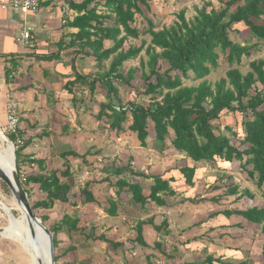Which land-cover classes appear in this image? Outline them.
I'll return each instance as SVG.
<instances>
[{"label": "trees", "instance_id": "1", "mask_svg": "<svg viewBox=\"0 0 264 264\" xmlns=\"http://www.w3.org/2000/svg\"><path fill=\"white\" fill-rule=\"evenodd\" d=\"M66 1L69 7L78 13L67 25L78 28V31L68 34V40L61 38L58 41L57 53H52L46 59H61L59 51L74 48L67 53L69 57L72 55L68 62L71 72L61 75L67 78L63 89L72 95L74 104L77 99L73 87L77 83L87 88V95L91 98H94L100 89L104 91V101L99 102L97 112L94 114L99 130L107 129L119 139L128 135L136 145L146 148L147 139L150 137L149 123H152L154 135L152 142L157 148L160 147L158 150L160 153L163 154L171 148L177 153H184L194 164L207 162L217 165L218 162L230 163L236 159L240 171L249 179L256 180L258 187L264 185V57L250 61L248 71L243 73L238 66L243 56L251 55L257 43L241 44L230 37V32H241L234 27L240 24L250 32L251 38L264 40V0H225V6L220 11L214 8L207 11L202 7L197 10L192 20H187L184 10H181L172 25L163 26L159 30L155 29L150 18L144 16L142 6L149 9L148 0H83L80 3ZM100 5L106 7L109 13L106 11L98 13ZM136 14L144 16L148 22L146 32L150 35V42L142 40L140 45L126 46L128 38L139 37ZM108 20H113V23L107 24ZM106 40L111 41L112 45L105 47ZM143 50L147 60L140 61V74L145 84L144 95L150 96L149 101L124 102L114 80L133 86L138 68L129 67L126 73H123L122 68L124 62L135 59ZM220 52L230 68L226 71L225 77L210 82L205 77L210 74L212 68L217 67ZM80 54L94 58L98 70L80 73L75 64L76 57ZM106 60L110 61L107 66L104 63ZM8 61L11 66H5L6 82L10 81V76L15 73L14 67L17 65L14 56ZM183 79L199 82L185 85ZM228 114L236 117L235 123L239 130L228 124L222 126L219 122L223 115ZM18 135L21 137L19 128ZM229 135L237 138L238 145L231 142ZM168 136H171V139L169 144L165 145ZM7 138L15 143L17 136L7 133ZM30 143L31 140L27 139L22 145L17 146L16 170L29 199L31 188L45 194L44 198L35 200L31 206L35 215L37 210L43 212L39 218L46 222L49 219L48 211L53 209L55 204H65L71 199V186L67 182H62L70 176L67 157L81 158L86 165L92 162L87 161V152L79 154L68 150L60 153L65 159L64 170L48 169L45 166V159L33 158L31 154L23 152ZM31 163H36L38 171L25 175L23 180L22 166ZM129 168L134 174L152 179L148 192L145 193L140 184L124 178L123 174ZM104 169L107 176L101 181L112 186L109 187L114 189L113 195L117 199L122 194H128L134 203L142 207L149 203L165 206L164 196L177 194L170 184L173 180L171 177L164 179L160 175L134 172L129 163L124 166L112 165ZM196 170V165L180 168L186 185H194ZM218 177L221 182L219 189L225 186L224 184L226 188L221 195L206 198L216 203L222 197L237 194L239 189L233 182L226 183L227 177L230 176L222 174ZM89 186L90 182H87L81 191L84 202L98 204ZM114 197H109L108 201L107 213L111 217L117 216V201ZM183 201L201 202L195 198H184ZM218 213L227 219L236 216L252 225H261L264 234V206L243 210L223 209ZM79 221V217L65 213L59 221L49 226L53 234L54 249L59 245L60 232L70 236L73 231H80ZM145 223L153 225V218L137 222L136 236L132 242L149 247L143 234ZM235 223L239 222L228 226L234 227ZM167 224L164 220L160 226L153 227L157 232L164 230V234L170 235ZM224 234L220 236H225ZM98 239L109 243L114 249L122 245L104 235H100ZM154 249L166 258L169 256L164 253L160 242L154 243ZM54 256L57 264L58 255ZM221 259L208 255L205 262L222 264Z\"/></svg>", "mask_w": 264, "mask_h": 264}, {"label": "rangeland", "instance_id": "2", "mask_svg": "<svg viewBox=\"0 0 264 264\" xmlns=\"http://www.w3.org/2000/svg\"><path fill=\"white\" fill-rule=\"evenodd\" d=\"M224 1L225 0H148L149 9H146V6H142V10L144 16L151 19L155 29L159 30L163 26L172 25L173 22L176 21L177 15L181 10H184L187 20H192L197 14V10L202 7H205L207 11L211 8L220 11L225 6ZM144 16L136 14V26L140 31L139 37L128 38L126 46L130 44L140 45L142 40L146 41V43L150 42V35L146 32L148 22ZM234 27L241 30V32H230V37L233 41L241 44L257 43L256 47L251 51V55L243 56L242 62L238 66L243 73H246L249 69L250 61L264 57V40L251 38L250 32L245 29L243 25L237 24L234 25ZM141 60H147L144 50L135 59L124 62L122 68L123 73H126L129 67L138 68V72L134 75L135 79L132 87L122 81L114 80V84L118 88L124 102L129 100L138 103L149 101L150 96L144 95L145 84L140 74ZM109 62V60H106L105 65L107 66ZM165 67L166 64L163 65V68ZM229 68L230 66L220 52L217 67L212 68L210 74L205 78L210 82H215L218 79L225 77V73ZM86 73L87 72L82 71V74ZM15 74L10 78V81L6 82V84L16 83L15 81L22 82L20 78L23 75L16 76V78ZM30 75V79L33 80L31 84L36 82L37 84L35 85V88L38 89L37 86L40 82L36 79L34 74ZM65 79L66 78L64 77L58 76L56 78L58 81L55 82L56 87L59 88ZM183 80L185 85L197 84L199 82V80L196 81L192 79ZM13 86L14 85H10L9 88H13ZM74 86H76L73 87L76 98L80 99L83 96H86V87L78 83ZM56 87L53 86L54 90ZM259 88H261V86ZM49 90L50 92L54 91H51V89ZM59 92L60 90L55 93L57 97L60 96ZM99 93L104 94V91L100 89ZM66 96L71 97V94L66 93ZM98 96L99 99L104 100L102 94ZM52 97L54 98V93L52 94ZM10 98L11 100L13 99V97ZM31 99L32 94L30 95L28 93L25 98L23 96V100L26 103ZM13 101L18 103L21 100L14 98ZM25 106L28 109H24L21 113L32 112V109H30L32 108V105L27 103ZM69 106L67 108H69ZM56 108L59 109V105H57ZM60 109L66 110V107L61 105ZM67 118L68 119H65L63 116L54 118L56 125H54V127L53 125L51 126V132L54 136L52 143L50 144V139L45 140L43 138L42 141L45 145L43 142H39L40 145L38 151L30 153L39 157L46 156L52 164L51 169L64 170V158L60 156L61 151L73 149L80 153L87 148L86 143L83 141V133L81 134L78 132L77 134L75 133L68 136V138L66 135H62V124H71L72 126H68V130H70L71 127L77 131L79 127L76 126L72 117L68 115ZM235 121L236 117L232 114L223 115L221 120H219L222 126L228 124L235 130H239ZM44 123L43 126H47L48 121H44ZM88 126L90 127L91 125ZM92 126L95 127L94 121ZM152 128V123H149L150 137L147 139L148 146L146 148L148 151L143 150V152H149L152 158L153 156L159 158L158 153L155 151H158L160 147L157 148L155 143L152 142V137L154 136ZM0 129L4 137H7L5 127H0ZM58 133H62V137H59ZM46 134L48 135V133ZM87 136L92 138V141L95 139L92 134ZM229 137L232 143L238 145L236 137L231 135H229ZM129 138L130 137L127 135V138L121 143V146L129 148L131 146H137L134 141H131ZM170 139L171 136L166 138L165 145L169 144ZM48 142L51 146L49 150L46 147L48 146ZM10 143L11 142L7 143L5 140H0V153H6L7 147L12 144ZM12 146L16 165L15 150L17 149V145L13 144ZM140 154L143 157L140 160H135L131 163L133 159H130L131 157L128 158L127 151L122 153L119 158L121 166L126 165V162H128L129 165H132L133 168L131 169L134 172H146V174H153V172L157 173V170H163V168L160 167H153L154 163H150V158L146 156V153L143 154L141 151ZM177 158L178 161L180 160L178 164L180 166L189 164L194 165V163L186 157L179 155ZM80 159L81 158L69 159L68 169L70 176L69 178L62 180L63 183L67 182L72 187L70 201L65 204L57 203L53 209L48 211L49 219L44 222L49 228L53 223L59 221L65 213L80 218L78 223L80 231H73L70 236L62 232L58 234L59 245L54 249V255H58L59 258L57 264H206L205 259L208 255H212L214 258L221 257L222 264H238L240 262H246V264H263L264 234L261 230V225H252L248 221H240V219H237L234 222L239 223L233 224L234 227H228L227 219L218 213L219 210L223 209L243 210L254 206H264V185L258 187L256 180L253 181L249 179L244 172L240 171L236 159L230 163L218 162L217 165L207 162L201 163L196 171L193 186L183 184V178L178 175L177 183L173 184V187H176L178 194L173 197L166 196V199H164L167 202L166 206L168 207L165 215L161 214V212H163L162 209L156 208V205L149 203L142 207L141 205L134 203L127 195H122L117 199L114 197L112 190L109 194H106L104 189L103 191L101 190L102 187L98 185L95 187L93 183H96L97 181L95 180L101 175L98 174L99 172L91 171ZM173 159L175 160L176 157H173ZM173 159H170V162L175 163ZM89 160L90 158H88L87 161ZM102 162L103 161H100V163ZM166 164L169 165L170 163ZM168 168L169 167H165V170ZM21 172L27 176L29 173L36 172V170L30 171L25 167L21 169ZM222 174L231 177V179L230 177H227V182L225 181L227 184L233 182L238 185V193L230 195L229 197H222L217 203L206 200V198H210L216 194L221 195L226 188V184H224L225 186L219 189L221 182H219L218 176ZM123 176L130 182L141 184L146 192L148 191L149 185L153 182L152 179H146L132 173L130 168L125 170ZM87 182H90L89 187L92 188V191L95 193V198L98 201V204L84 202V196L81 194V191ZM3 183L4 182L0 179V260L3 264H39L40 261L37 260L25 239L28 221L24 217L22 210L18 208V203L16 202L13 193L6 184L4 183V185ZM214 185H216V188H214ZM29 193L30 199H28L30 204H33L35 200L42 199L45 196L44 193L38 192V190L33 191V188L29 189ZM238 194L240 195L239 197ZM109 197H114L117 201V216L115 217H111L107 213L109 208ZM184 198L201 200L199 203H192L196 206L193 207L191 222L193 225L197 224L193 227L192 224L180 222L181 220L177 218L180 217L176 212L177 207L182 214L189 212L179 206V203H185L183 201ZM35 212L37 213V217H40L43 214L41 210ZM151 214L157 217L160 216L159 220L164 218L162 216L169 217L170 222L173 224L171 230L173 231V234L166 235L163 231L158 232V234L153 228L151 232L147 233V239L151 242L148 244L149 247L134 244L132 239L136 236V222L149 218ZM173 215L177 216L176 221H172L174 218ZM159 220H157V222H161ZM167 220L169 219L167 218ZM21 224L23 226H21ZM208 227L212 228L214 231L207 232ZM226 231H228L227 235L224 237L220 236ZM100 235H104L114 242L122 243V245L114 249L109 243L98 239ZM41 236L42 230L35 226L33 237L40 247L41 245L45 246ZM155 242H160L163 245L164 253L169 255L167 258L158 250L154 249ZM70 247H73V249H69Z\"/></svg>", "mask_w": 264, "mask_h": 264}, {"label": "crops", "instance_id": "3", "mask_svg": "<svg viewBox=\"0 0 264 264\" xmlns=\"http://www.w3.org/2000/svg\"><path fill=\"white\" fill-rule=\"evenodd\" d=\"M11 1L12 0H0V127H5L6 124V112H7L6 102L9 99H11L10 97H13L12 101L14 100V98L21 100L18 103L14 101L13 102L16 104L18 114L20 115L19 134L22 137L23 142L27 139L31 140V143L24 149L23 152L25 154H30L33 151H38L40 145L39 142L42 143L43 138L45 140L50 139L49 140L50 144L52 143V139L54 136L51 132L52 130L51 126L53 125L54 127V125H56L54 118L63 116L65 117V119H68L67 116L69 115L75 121L76 126L79 127L77 131H75L71 127L70 130H68L69 129L68 126H70L71 124L70 125L62 124L61 131L63 130L62 131L63 134L62 133L61 134L66 135V137L68 138V136H71L72 134L75 133L77 134L78 132H80L81 134L83 133V138H84L83 141L86 143L87 148L84 149L83 152L80 153L78 151L76 152H78L79 154H85L87 152L86 155L87 160L88 158H90L89 162L94 161L92 162V164L87 165V167L91 171L99 172L98 174L101 175L97 180H95L98 183L97 182H96L97 184L93 183L95 187L96 185L102 187L101 190L103 191L104 189L106 194H109L111 190L114 193V189H110V187L107 186L108 184L106 182L101 181L102 178L107 176V173L105 172L104 168L112 165L121 166L119 158L122 155V153H125L126 151L128 153V158L131 157L130 159H133L131 163H133L135 160L136 161L140 160L143 157L140 154V152L142 151L143 154L146 153L147 154L146 156L150 158V163H154L153 167L163 168L162 171L156 169L158 172L157 173L153 172V174L160 175L164 179L171 177L173 180L171 181L170 184L178 194V191L176 187H173V184L177 183L176 181L178 175H180L183 178L182 174L180 173V168L184 166H193L192 164L182 165V166L178 165L180 160L178 161L177 156L180 155L182 157H186L184 153H177L171 148L166 150L165 153L163 154L158 152L157 150L156 151L154 150L156 153H158L159 158H157L156 156H153L152 158L149 152H143V150L148 151L146 150L147 147L142 148L137 145L138 147L131 146L129 148L126 146H121V143L127 138V135L123 139L121 138L119 139L116 137V135L113 132H109L107 129L99 130L97 128L98 122L96 121L94 114H96L97 112L99 102L104 101L103 99H99L98 96L102 94V96L104 97L103 93H99L98 95H95L94 98L89 97L87 93L86 96H83L80 99L75 98L77 99V102L76 104H74L72 100V95L71 97L66 96L67 92L63 89V85L65 84L67 78L64 80V82H62L59 88L56 87L55 82L58 81L56 80V78L58 76L62 77L61 75L63 73L71 72L70 63L68 62L70 61V57H72V55L69 57L67 53L74 48L65 49V50L62 49L61 51H59L58 54L61 59H56V58L46 59V57L50 56L52 53H57L58 41L61 38L68 40L69 39L67 38L68 34L76 33L78 31V28L70 27L67 25L78 14L77 11L75 9L70 8L66 0H41L40 9L38 10V12L35 13L24 12L19 9H14L10 5ZM73 1L75 3H80L83 0H73ZM105 11H106V7H104L103 5H100L98 7V11H97L98 13ZM112 23L113 20L110 21L108 20L107 22V24H112ZM24 29H29L30 31L31 34L30 42L27 45H20L16 42L15 38L19 36ZM111 45H112L111 41L109 40L104 41L105 47H109ZM12 56H14L15 62L17 64L14 67L15 73L17 74L13 73L12 76L15 74L16 77L22 74L23 76L22 77L20 76L21 77L20 80L22 82L15 81L16 83L6 84L5 75H4L5 66L8 67L11 66L8 60ZM75 64L77 70L80 73H82V71L89 73L98 70L94 58L86 57L82 54L76 57ZM30 74H34L36 79L40 82V84L37 86L38 89L35 88V85L37 84L36 82L31 84L33 80L30 79L31 76ZM12 76H10V78ZM10 85H14L13 88L12 87L9 88ZM53 86L56 87L55 90ZM49 89H51V91L52 90L54 91L50 92ZM59 90H60L59 92L60 96L57 97L55 93ZM28 93L30 95L32 94V99L30 101H27L29 105H32L31 106L32 108H30L32 109V112L21 113V111H24V109L26 110L28 109L25 106L27 103L24 100L26 99L23 100V96L25 98ZM53 93H54V98L52 97ZM57 105H59V109L56 108ZM61 105H64L66 107V110H61L60 109ZM68 106L69 108H67ZM92 120L94 121L95 127L92 126L93 125ZM44 121H48L47 124L48 128L47 126H43L45 124ZM88 125L91 126L89 127ZM46 133H48V135ZM61 134L58 133V136L62 137ZM89 134H92L93 137H95L93 141L92 138H89L87 136ZM43 135H47V136H43ZM129 139L131 140V138ZM50 144L48 142V146H46L48 150L51 147ZM69 150H73V149H69ZM61 152H64V150ZM31 156L37 159L39 158L45 159L46 160L45 166L48 169L52 168V164L46 158V156L39 157V156H34L33 154H31ZM173 157H176V159L174 160ZM70 158L73 157L71 156L67 157L68 160ZM170 159H173L175 163L170 162L171 161ZM100 161L103 162L100 163ZM166 163H170V164L167 165ZM194 165H196L198 169L201 163H197ZM130 166L131 168H133L132 165ZM25 167L27 168V170L30 171L33 170H36V172L38 171V166L36 165V163H31L30 165L22 166V168ZM165 167H169V168L165 170ZM141 173L146 174V172H141ZM153 174L150 173L146 175H153ZM146 179H150V178H146ZM182 183L186 184L184 178L182 180ZM89 190L93 192L92 188L90 187ZM143 191L146 193L145 189H143ZM93 194L94 196H96L94 192ZM122 195L125 196L127 195L128 197H130L128 194H122ZM164 199H166V196L164 197ZM150 204L156 205L154 203H150ZM56 205L57 204H55V206ZM179 206L184 208V210L185 209L188 210L189 212H186V214L185 213L182 214V212H179V209L177 207L176 212L178 213V215H180V217L173 215L174 218L172 219V221L174 220L176 221V217H177L179 220H181L180 222L183 223L186 222L192 224L191 221H192L193 207H195L196 205L192 203H184V204L179 203ZM156 208L162 209L163 212H161V214L165 215L166 209L168 207L165 205V206H157ZM150 217L153 218V225L157 227L160 226L164 220H166V222L168 223L167 229L170 231L171 235L173 234V231H171L173 224L170 222L169 217L162 216L164 217L162 220H159L160 216L157 217L151 214ZM167 218L169 220H167ZM237 219H240V221H244V219H242L241 217L232 216L229 219H227L228 221L227 225L232 224ZM157 220L161 222H157ZM153 225L149 223H145L143 226V234L148 244L151 242L149 239H147V233L153 230L154 228ZM194 225L192 224V227ZM211 229L212 228L208 227L207 232H210ZM162 231L164 233V230ZM227 232L228 231H226L224 235H227ZM0 264H3L1 260H0Z\"/></svg>", "mask_w": 264, "mask_h": 264}, {"label": "water", "instance_id": "4", "mask_svg": "<svg viewBox=\"0 0 264 264\" xmlns=\"http://www.w3.org/2000/svg\"><path fill=\"white\" fill-rule=\"evenodd\" d=\"M13 160V166L8 172H6L0 166V179L11 190L16 201L20 202L24 206L28 219L31 221V223H35L42 230L41 239L43 240L45 245V253L48 255V264H55L53 234L50 229L46 226V224L34 214L32 206L28 199V195L19 179L15 165V157ZM39 261L41 264H44L41 257L39 258Z\"/></svg>", "mask_w": 264, "mask_h": 264}, {"label": "built area", "instance_id": "5", "mask_svg": "<svg viewBox=\"0 0 264 264\" xmlns=\"http://www.w3.org/2000/svg\"><path fill=\"white\" fill-rule=\"evenodd\" d=\"M40 4L41 0H12L10 5L14 9H19L24 12H38L40 9ZM30 31L29 29H24L22 33L15 38L16 42L20 45H27L30 42ZM6 126L5 130L7 133L14 134L17 136L16 142L13 143L11 142L7 137L6 141L11 142L12 145L16 144L17 146H20L23 144V140L21 137L18 135V128H19V123H20V115L18 114L17 111V106L16 104L9 99L6 102ZM21 177L23 180H25V175L21 174Z\"/></svg>", "mask_w": 264, "mask_h": 264}, {"label": "bare ground", "instance_id": "6", "mask_svg": "<svg viewBox=\"0 0 264 264\" xmlns=\"http://www.w3.org/2000/svg\"><path fill=\"white\" fill-rule=\"evenodd\" d=\"M0 140H5L6 141V136L4 137V135L1 132L0 129ZM11 144V143H10ZM8 146V144H7ZM12 146V144H11ZM10 145L7 147V152L6 153H0V166L6 171H10L12 166H13V162H14V152H13V147H11ZM18 203V208H20L22 210V212L24 213V217L26 218V220L28 221L27 224V230H26V242L27 245L29 246V248L31 249V251L34 253V255L36 256V258L39 260V258H42V261L44 264H48V255L45 253V246L40 247V245H38L32 235V231L34 233V227L37 226L35 223H31V221L28 219L26 210L24 208V206L16 201ZM21 226H23L21 224ZM25 227V226H24ZM38 228H40L39 226H37ZM41 230V229H40ZM39 264H41L39 262Z\"/></svg>", "mask_w": 264, "mask_h": 264}]
</instances>
